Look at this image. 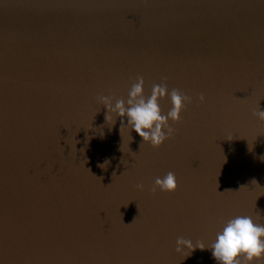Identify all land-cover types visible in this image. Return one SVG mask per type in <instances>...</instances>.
Returning a JSON list of instances; mask_svg holds the SVG:
<instances>
[{"label":"water","instance_id":"water-1","mask_svg":"<svg viewBox=\"0 0 264 264\" xmlns=\"http://www.w3.org/2000/svg\"><path fill=\"white\" fill-rule=\"evenodd\" d=\"M138 75L193 98L159 148L97 99ZM258 106L264 0H0V264H218L176 240L264 223Z\"/></svg>","mask_w":264,"mask_h":264},{"label":"clouds","instance_id":"clouds-1","mask_svg":"<svg viewBox=\"0 0 264 264\" xmlns=\"http://www.w3.org/2000/svg\"><path fill=\"white\" fill-rule=\"evenodd\" d=\"M165 81L167 77L163 78ZM145 79L138 75L131 84L128 91V98L116 99L114 97L100 95L97 99L106 109V123L114 125L116 119L120 118V133L122 130H134L141 138L142 143H148L153 148H159L166 140L172 138L176 129L169 124L181 121V113L187 105L193 103V98L179 88H173L170 92L167 83L153 84L150 95H145ZM165 97H170L171 108L166 114L162 112L159 101ZM199 102H205L203 93L199 94ZM260 122L264 123V110L259 106L253 111ZM127 120V123L124 120ZM264 160V156L261 157ZM108 161L100 165L105 168ZM253 183H256L253 180ZM140 191L145 189L143 183L136 185ZM178 188L177 177L174 172L169 171L163 177L154 180L149 191L155 195L160 192H175ZM261 216L257 215L254 220L250 215H237L227 221H221L222 230L216 233L212 243L205 245L203 241L193 243L191 239L178 237L175 251L177 253L188 251L185 257L189 256L197 248L211 250L212 257L218 264H264V223H260Z\"/></svg>","mask_w":264,"mask_h":264}]
</instances>
